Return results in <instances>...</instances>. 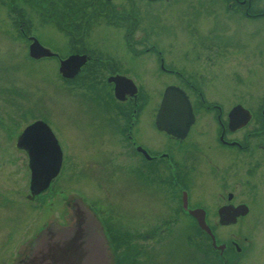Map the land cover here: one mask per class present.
I'll return each instance as SVG.
<instances>
[{"label":"rangeland","instance_id":"374dc122","mask_svg":"<svg viewBox=\"0 0 264 264\" xmlns=\"http://www.w3.org/2000/svg\"><path fill=\"white\" fill-rule=\"evenodd\" d=\"M75 1L84 4L91 0ZM70 2L73 0H0V264H19L30 254L33 239L51 222L66 225L67 214L73 213L69 205L72 206L74 198L88 207L105 210L104 216L109 215L114 220L113 229L133 236L134 242L142 248L143 253L132 262L123 256L130 253L127 248L117 252L114 248L118 244L110 242L109 264H118V261L119 264H211L215 261L211 252L214 248L210 249L211 239L204 238L205 232L195 218L173 214L176 203L166 196L164 189L159 194L145 188L139 194L131 186L125 188L126 176L120 172L122 156L115 145V135L103 133L95 142L89 139L90 133L86 134L87 139H81L82 133L77 137L70 133L79 123L89 124L98 115L95 111L102 108L101 99L92 103L83 97L93 96L96 86L66 83L56 58H38L29 53L33 36L47 48L60 51L61 56L68 52L70 34L63 32L68 22H63L60 15L71 9L65 6ZM229 2L113 1L122 3L125 8H142L141 14L135 15L137 25L132 29L135 30L132 36L159 39L167 54L172 51L166 56L169 59L174 52L189 51L193 55L197 49L201 50L202 60H193L187 67L206 77V97L223 101L226 107L238 102L257 107L264 98V17L249 18L245 11H232L228 8ZM257 6L264 10V0H257ZM189 22L192 31L188 29ZM95 27L107 29L109 23ZM203 36L205 40H200ZM118 39L110 40V46L104 40H97L95 44L114 53V44L119 46ZM137 80L147 84L148 109L151 110V106L154 109L160 102L164 77L151 71ZM142 113L139 120L144 122L146 116ZM212 113L213 110L202 113L188 139L194 143L190 152L196 150L192 157L198 165V171L191 173L189 182L192 203L213 210L221 201L218 193L223 191V182L227 181V186L238 194V200L249 203V212L229 226H221L213 212L207 220L216 226L215 234L220 242L234 238L246 246L240 263L264 264V165L252 175L246 173L249 162L256 161L259 153H263V158L264 152L256 150L249 156L240 151L235 157L233 152L217 148L216 135L209 133L215 131L217 124ZM38 118L47 120L59 134L67 159L61 172L52 179L48 193L30 198L28 155L16 142L25 126ZM245 132L241 130L237 135L243 136ZM154 133L163 137L158 131ZM203 148L205 161L199 150ZM235 160L236 172L232 170ZM210 165L219 169L206 174ZM188 236L193 243L187 241Z\"/></svg>","mask_w":264,"mask_h":264},{"label":"flooded vegetation","instance_id":"af4514ba","mask_svg":"<svg viewBox=\"0 0 264 264\" xmlns=\"http://www.w3.org/2000/svg\"><path fill=\"white\" fill-rule=\"evenodd\" d=\"M113 1L115 0H91L84 4L78 2L76 8L74 6L73 8L70 7L69 3L66 8L69 7L71 9L63 12L60 15V19L63 22H68L67 29L63 32L67 35L70 34L68 39L70 48L64 56L60 55V51H53L52 48L50 49L55 53L54 56H43L45 58H56L58 62L75 54L84 56L86 62L80 67L76 76H65L64 81L73 84L82 83L85 85L84 87L86 85L90 86L89 84H94L96 88H94L95 92L93 93L95 94L93 96L83 95L84 100L92 103L99 101V99L102 100V102H99L102 108L99 107L97 109L98 111H95L98 114L97 117L87 125L77 124L76 130L70 133L74 137L82 133L81 139L83 137L85 139L87 137L86 134L90 133L89 139L95 142L100 140V137L104 135L103 133L109 132L115 135V145H117L118 152L122 156L119 165L121 166L120 172L126 176L124 179L126 182L125 188L128 189L131 186L139 194L145 188L153 190L155 193L158 192L159 194L164 189L166 196H169L176 203L173 214H176L177 217L181 214L184 217L195 218L190 210L202 207L205 210L206 219L213 215L212 212L214 214L216 213L215 215L219 217L220 224L221 214H240V211L235 208L241 207L244 204L250 208L249 203L238 200V194L227 186V181L223 182V191L218 193L220 196L219 200L221 201L215 205L213 210L207 206L194 205L192 203L193 195H191V190L189 189V182L192 178L191 173L198 171V165H195L193 162L196 150L190 152L194 143H190L188 139L193 135V129L202 117V113L213 110V119L217 121V124L214 129L215 131L210 130L209 133H211V136L212 133H214V136L216 135L217 139L215 141H217V148L229 153L233 152L235 157H237L240 151L246 152L249 156L256 153V150H263L262 152H264V98L263 102L259 103L257 107L253 105L252 107H248L244 103L238 102L246 110H240L237 114H234L233 110L238 104L226 107L223 101L209 99L206 97L204 87L206 77L200 74L197 75L195 71H189L187 67L193 60H202L201 50L197 49L195 45L194 47L197 50L193 52V55L189 51L182 53L174 52L172 59H169L166 56L171 55L172 51L169 50L167 54V50L162 47L163 43L159 42V39H155L156 42H154L155 40L153 41L150 38L134 39L132 36L135 31L132 29L137 25L134 23L136 21L135 15L142 8H125L122 3L114 4ZM229 1L228 8L232 11H245L246 16L249 18L264 17V10L258 8L257 0ZM74 2L76 1L74 0ZM76 9H78L77 12ZM100 23H109V27L107 29L95 27V25ZM164 29L166 30L168 28ZM172 29L175 30L174 27ZM188 29L193 30L190 22ZM115 38H120L121 40H117L118 47L114 44V53L110 51L106 52L100 48V44H95L97 40H104L105 44L110 46V40H115ZM199 38L200 40H205L203 39L205 38L204 36ZM206 56L208 57L210 55L207 54ZM151 71L161 78L164 77V80L161 82V84L163 83L161 86L162 95L160 102L155 104V111V107L153 109L152 106L151 110L153 111L148 109L149 102L147 100L149 99V90L147 84L137 80L140 77L143 78L146 74L149 75ZM169 86H176L185 91L191 104V110H193L195 121L190 125L188 133L184 138L174 136L165 129H160L156 122L164 92ZM142 112L146 116V123H144L145 121L142 122L139 120L141 114H143ZM231 116L236 118V121L232 122ZM36 120H42L49 125V122L43 118ZM238 122L240 124L236 127ZM142 123L144 126H142ZM49 127L51 126L49 125ZM61 128L63 130L62 126ZM84 128L85 130H83ZM241 130H246V132L243 136H238L237 133ZM52 131L55 137H57L60 148H62L59 134H56L57 132L53 128ZM155 131L161 133L163 137H157L154 133ZM20 134L17 137L16 145L27 153L29 160V149L27 146L20 147L18 145ZM75 144L76 142L74 141ZM199 150L203 152L204 148ZM62 151L63 160L61 168L67 159L65 158L63 148ZM201 154L202 161H205L207 159L206 153L203 152ZM262 154L259 153L257 155L256 161L249 162V167L246 169L247 174L252 175L256 173L257 171L255 170L264 165V157L261 158ZM188 159H190L191 163L187 162ZM195 160L198 161L199 156L195 157ZM218 169L219 167L216 165H210L205 173H215ZM234 169H236L235 172L238 169L236 160L232 166V170ZM48 189L49 187L39 194L33 195L30 182L31 193L29 197L33 198L39 195H45L48 193ZM71 207L69 205L70 210L72 209ZM89 210L99 222L107 242L109 240L108 243H110L115 237V233L118 232L115 231L116 229H113L115 227L113 218L109 215L104 216L105 210H98V207H89ZM243 217L244 215H240L234 223H237ZM66 220V225L71 224L72 212L67 214ZM207 223L212 227L216 237V226L210 224L208 220ZM220 225L229 226L230 224ZM211 243V247L214 248L212 253L215 255V261H212L211 264H243L240 261L247 248L241 245L240 241L233 238L230 242H220L216 237L217 245H214L213 241ZM218 245H223V248H219Z\"/></svg>","mask_w":264,"mask_h":264},{"label":"water","instance_id":"95a60500","mask_svg":"<svg viewBox=\"0 0 264 264\" xmlns=\"http://www.w3.org/2000/svg\"><path fill=\"white\" fill-rule=\"evenodd\" d=\"M32 39L29 52L31 56H54L55 53L42 45L36 37L33 36ZM60 62V72L64 76L75 77L86 60L84 56L75 54ZM240 110L246 108L238 104L233 113L237 114ZM231 119L232 122L236 121L233 116ZM194 121L186 92L176 86L167 87L156 117L159 128L184 138ZM239 124L238 122L236 127ZM18 145L27 146L29 149L31 191L33 195L39 194L46 190L52 179L59 174L63 160L62 148L52 128L42 120H36L25 127L19 136ZM72 201L71 224L60 225L51 222L32 241L30 254L21 260L20 264H109V244L99 222L83 201L78 198ZM235 209L240 211V214H221L220 224H233L237 217L248 212L249 207L244 204ZM190 211L196 217L199 227H202L212 237L213 244L217 245L212 227L207 223L205 210L200 207ZM223 245L218 247L223 248Z\"/></svg>","mask_w":264,"mask_h":264},{"label":"trees","instance_id":"16d2710c","mask_svg":"<svg viewBox=\"0 0 264 264\" xmlns=\"http://www.w3.org/2000/svg\"><path fill=\"white\" fill-rule=\"evenodd\" d=\"M24 1L30 2V1H34V0H24ZM35 1L40 2V0H35ZM76 5H77V2H74V0H73V2H70V7L73 8V6H74V8H76ZM65 6L67 7L68 5L65 4ZM77 11H78V9H76V12ZM70 13H72V12L70 11ZM203 236H204V238L208 239V241L210 240V237H208L206 235V233H203ZM187 241L189 243H193V239L191 238V236L187 237ZM111 242L114 243L115 245L118 244L116 246V248H114L115 250L117 249V252L123 250L124 248L125 249L127 248V252H130V253H128L127 255H123V256L126 257L127 260H128V258H130L132 262L137 261L139 254L143 253L142 248L139 247L138 243L136 244V242H134V237L127 234V233H126V235H122L119 232L115 233V237L112 239ZM122 246H123V248H122ZM210 249H212V247ZM119 256L123 257L120 254H119ZM117 263L119 264V261Z\"/></svg>","mask_w":264,"mask_h":264}]
</instances>
